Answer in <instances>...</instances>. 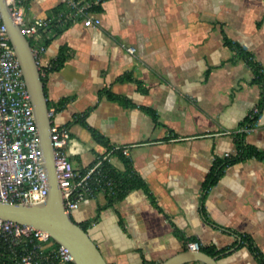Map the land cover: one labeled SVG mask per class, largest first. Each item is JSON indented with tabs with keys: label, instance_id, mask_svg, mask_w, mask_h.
<instances>
[{
	"label": "crops",
	"instance_id": "obj_1",
	"mask_svg": "<svg viewBox=\"0 0 264 264\" xmlns=\"http://www.w3.org/2000/svg\"><path fill=\"white\" fill-rule=\"evenodd\" d=\"M18 3L26 21H47L34 44L46 47L52 125L70 130L76 172L110 154L143 183L120 197L100 190L73 212L107 263L161 264L198 241L220 264H264L249 246L264 258V110L244 136L260 155L206 186L264 96L239 54L264 72V0H105L91 27L66 0Z\"/></svg>",
	"mask_w": 264,
	"mask_h": 264
},
{
	"label": "built area",
	"instance_id": "obj_2",
	"mask_svg": "<svg viewBox=\"0 0 264 264\" xmlns=\"http://www.w3.org/2000/svg\"><path fill=\"white\" fill-rule=\"evenodd\" d=\"M13 17L23 33L30 39L36 60L45 51V45L35 46L34 40L40 37L47 21L42 18L26 21L15 0H7ZM76 16L83 17L86 27L98 26L101 18L95 8L105 0H66ZM134 53L136 49L130 47ZM254 107L250 115L258 114ZM55 109L49 108V116ZM254 126H243L239 131L248 133ZM71 138L67 128H54L52 141L55 149V163L59 184L63 191L66 211L72 215L81 204L100 190L114 193L115 181L111 174L110 154L100 157L85 172H76L69 159L67 146ZM129 155L128 148L116 147ZM227 152L224 157H229ZM50 189L49 176L44 164L40 134L31 96L24 79L23 70L14 47L10 42L8 29L3 22L0 10V201L35 204L44 202ZM0 237L17 264H73V256L64 245L50 250L44 249L52 239L44 231L26 224L0 218ZM189 250H201L198 241L187 243Z\"/></svg>",
	"mask_w": 264,
	"mask_h": 264
},
{
	"label": "water",
	"instance_id": "obj_3",
	"mask_svg": "<svg viewBox=\"0 0 264 264\" xmlns=\"http://www.w3.org/2000/svg\"><path fill=\"white\" fill-rule=\"evenodd\" d=\"M0 10L31 96L50 183L49 193L44 202L24 204L0 201V218L26 224L48 233L56 243L69 249L73 256V264H108L89 233L79 223L73 221L65 209L63 191L56 171L52 119L49 116L41 70L31 41L16 23L7 0H0ZM191 261L220 264L218 256H211L202 250L189 249L161 264H184Z\"/></svg>",
	"mask_w": 264,
	"mask_h": 264
},
{
	"label": "trees",
	"instance_id": "obj_4",
	"mask_svg": "<svg viewBox=\"0 0 264 264\" xmlns=\"http://www.w3.org/2000/svg\"><path fill=\"white\" fill-rule=\"evenodd\" d=\"M15 3H16V6L19 5L17 0H15ZM17 8L19 9L20 7H17ZM239 54L243 57L245 62L254 70V73H255L254 81L257 83H260L264 88V72L260 64L257 61H255L254 56L251 53L247 52L246 50L239 49ZM48 105H49V108L52 107V105L49 102H48ZM257 107L260 110L259 113L254 114L252 116L249 115L244 121V126H255L259 116L261 115V112L264 110V96H263L262 101ZM245 134L246 133L238 132L237 153L236 154H233V155L231 154L229 157L215 158L214 171H213V174L209 177L206 186H211L216 181L217 177L221 174L225 166L230 165L236 161L251 157L253 155L254 156L260 155L261 153L260 151L246 144L244 140ZM117 152H120V151H117ZM126 162L128 164L127 160ZM106 166L111 168V174L115 181V187H114V193H113L114 197H120L124 193H126L130 188L143 185V183L138 178H136L133 174L131 175V171L124 175V174H119L118 172H116L110 165L106 164ZM73 221L75 220L73 219ZM80 225L87 231V228L85 225H82V224ZM50 244L53 247L59 246V244L56 243L53 239L50 240ZM249 246L251 247L253 252L257 254V256L260 257L264 262V258L258 252L257 248L253 246L251 242H249ZM201 250L208 253L211 256H216L221 252L219 250H212L204 246H201ZM15 257L16 256L12 252H10L7 245L4 243V241L0 237V264H17Z\"/></svg>",
	"mask_w": 264,
	"mask_h": 264
},
{
	"label": "rangeland",
	"instance_id": "obj_5",
	"mask_svg": "<svg viewBox=\"0 0 264 264\" xmlns=\"http://www.w3.org/2000/svg\"><path fill=\"white\" fill-rule=\"evenodd\" d=\"M20 0H17V2H19ZM15 7L17 8V7H20V5H17L16 6V3H15ZM72 218L75 220V217H74V214L72 213ZM76 221V220H75Z\"/></svg>",
	"mask_w": 264,
	"mask_h": 264
}]
</instances>
